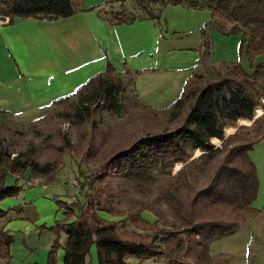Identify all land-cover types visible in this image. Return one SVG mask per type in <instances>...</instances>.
Here are the masks:
<instances>
[{"label":"rangeland","instance_id":"374dc122","mask_svg":"<svg viewBox=\"0 0 264 264\" xmlns=\"http://www.w3.org/2000/svg\"><path fill=\"white\" fill-rule=\"evenodd\" d=\"M86 1L93 2V0ZM142 1H97L104 4L103 7L101 5L96 7L99 8L96 11L104 9L108 13L120 12L128 17L134 16L128 24L139 21L138 17L129 14L131 9L129 5L137 11L140 5L148 7L150 3H154L156 11L153 7L152 9L149 7V10L156 18L158 17L154 20L159 28L158 43L167 48L166 56L159 60L158 68L161 70L156 68L152 72L151 69L146 68L145 72L135 71L137 74L134 76L117 74L122 84L118 113H112L106 108L78 106L75 96L61 103L31 110L20 116L0 113L3 114L0 115V145L8 149L12 154L11 157L26 154L41 165L61 161L59 169L49 176H35L26 171L21 174H8L5 177V186H18L20 191L16 196L1 200L0 205L6 208L5 212L25 216L26 220L18 221L27 223L32 230L26 235L9 233L12 239L11 258L10 261H0V264L11 261L27 264L31 256L33 258L30 262L33 264H40L37 263L40 260L46 264L55 241L59 244L55 254V264H58V255L63 253L66 237L63 232L56 235L51 229H54L57 223H71L76 220L77 213L67 218L61 204L83 202L86 192L83 186L85 177H91L100 172L105 177L107 185L101 187L97 185L94 190L103 191L107 196L105 199L115 210L128 212L144 207L147 209L143 211L144 215L150 214L155 222L158 221V226L162 227L169 225L177 218L174 207L180 209L181 205L184 208L194 191L208 185L215 168L230 147L254 142L264 134L263 90L261 92L263 98L259 101L260 109L257 110L254 118L259 119L256 125L252 124L253 121L240 120L225 127L224 139L217 148H214L210 154L199 150L193 151L185 163L174 166L170 176L154 171L149 172L142 179L132 180L128 177L129 171L126 170L129 169V165L122 164L116 170L109 168L108 162L114 155L130 148L138 140L173 131L182 125L189 105L185 106L177 118H173L164 111L180 97L187 81L194 80L195 75L202 76V80L198 83V87H201L205 82L217 80L226 75L225 68L219 66L223 63H238L246 73L252 74L254 68L262 61L259 56L252 65H249L245 54L239 55V45L237 51L233 49V39L236 36H224L213 29L210 31L208 11H189L182 5L169 4L168 0H144L143 3ZM111 3L118 5L112 6ZM121 5H125L126 8ZM202 29L208 34L212 45V58L218 66L209 64L210 54L205 50L199 59L201 65L191 70L196 58L199 57ZM108 42L107 40L105 43L108 44ZM191 56L194 57L190 59ZM120 67L124 73L126 65L122 64V61L117 68L120 70ZM8 95L10 94L6 95L5 89L0 88V100L7 99L14 108L22 103L21 98L17 99ZM24 104L25 102L17 107L18 110L22 109ZM73 109H79L84 116L83 120L68 113L70 110L74 111ZM261 129L262 133L259 134L258 130ZM233 138L235 140L230 143ZM249 155L254 162L256 161L262 185L264 182L263 137L254 144ZM181 169H184V173L176 176ZM70 177L79 181V187L67 183ZM73 196L75 202L71 200ZM253 207L256 205L254 204ZM1 213L0 211V215ZM99 218L106 222L121 220V218L114 220L105 213H100ZM251 218L245 216L243 221ZM2 224L0 222V228ZM127 228L132 230L130 225H127ZM127 228L124 226L122 231H127ZM244 231L240 229L236 238L215 250L225 254L217 255L212 259L207 256L209 262L204 264H256L253 259L254 251L251 249L247 251L245 260L244 243L240 241V235L244 236ZM151 233V231H143L139 234L147 236ZM126 261H130V264L136 263L131 258H127ZM187 262L193 264L191 260ZM94 264H97L96 256ZM141 264L165 263L143 261Z\"/></svg>","mask_w":264,"mask_h":264},{"label":"trees","instance_id":"16d2710c","mask_svg":"<svg viewBox=\"0 0 264 264\" xmlns=\"http://www.w3.org/2000/svg\"><path fill=\"white\" fill-rule=\"evenodd\" d=\"M168 3L208 11V28L224 36L240 35L239 55L244 53L249 65L259 56H263V62L254 68L252 74L246 73L238 63H223L219 66L225 68L226 75L205 82L201 87H198L202 80L200 75L187 81L180 97L164 111L177 118L189 105L182 125L173 131L138 140L109 160L111 170H116L122 164L129 165L126 170L132 180L142 179L154 171L170 176L174 166L185 163L193 151L210 154L214 149L210 140L222 141L225 127L240 120L253 121L252 124L256 125L259 120L254 118L260 109L259 101L263 98L261 92L264 90V0H168ZM79 7L80 0H0V15L9 17L11 24L17 20L53 22L72 17ZM140 8L149 20L158 19L149 6L140 5ZM111 18L119 25L129 22L122 13L112 14ZM201 36V48L204 52H210L212 45L204 29L201 30ZM121 85L113 66L108 62L104 72L79 91L53 101L51 105L75 96L78 106L106 108L118 113ZM73 110L68 113L83 120L79 109ZM258 131L262 133V129ZM262 137L264 134L259 139ZM259 139L230 147L215 168L208 185L194 191L184 208L181 205L180 209L174 207L177 218L162 227L158 226V221L148 224L141 219L140 214L147 210L144 207L128 212L115 210L105 199L107 196L103 191L94 190L97 185H107L100 172L85 177L83 202L61 204L67 218L77 213L76 220L57 223L51 229L56 235L63 232L67 238L63 248L64 264H92V248L97 264H130L127 258L134 259L136 264L143 261L189 264L188 260L193 264L208 263L210 244L232 235L240 228L245 216L253 217L257 213L252 204L258 195L259 181L249 152ZM234 140H230V143ZM11 155L7 148L0 145V201L16 196L20 191L18 186H5L8 174L29 171L35 176H49L61 166V161L41 165L26 154ZM183 173L184 169H181L176 176ZM99 213L121 220L106 222L99 218ZM127 223L136 230L152 233L144 236L122 231ZM11 244V236L0 233V261H10ZM58 249L59 244L55 241L46 264H55Z\"/></svg>","mask_w":264,"mask_h":264},{"label":"crops","instance_id":"0c3cea01","mask_svg":"<svg viewBox=\"0 0 264 264\" xmlns=\"http://www.w3.org/2000/svg\"><path fill=\"white\" fill-rule=\"evenodd\" d=\"M97 1L80 0L79 11L67 19L53 22L17 20L12 24L0 26V88L5 89L6 95L10 94L8 96L21 98L22 103L17 107L22 106L25 102L23 108L18 110L7 99H1L0 113L20 116L31 110L51 105L53 101L69 97L91 79L104 72L108 62L114 66L116 74L123 76H134L137 74L135 71L145 72L146 68L151 69L152 72L156 68L161 70L158 68L159 60L166 56L167 48L158 43L159 28L156 22L149 20L140 6L135 11L129 5L131 8L129 14L138 17L139 21L128 24L131 18L134 19V16L128 17L124 14L125 20L129 22L119 25L111 16L120 12L108 13L104 9L96 11L99 9L96 7L100 5L103 7L104 4ZM113 4L111 3L112 6ZM117 5L114 4V6ZM121 7L126 8L125 5H121ZM149 7L150 9L153 7L156 11L154 3H150ZM183 8L189 11H198L185 6ZM209 30L212 29L209 28ZM239 38L241 39L240 35L233 39V49L236 51L240 43ZM107 40L108 44L105 43ZM209 54V64L218 66L213 61L212 51ZM202 55L203 49L199 48V57L196 58L191 70L197 69L201 65L199 59ZM193 57L191 56L190 59ZM260 57L263 62V56ZM121 61L126 65L124 73L121 71V67L120 70L118 69ZM251 160L255 164L259 181L258 195L252 204V208L257 213L250 220L243 221L241 227L232 235L210 244L207 256L211 259L217 255L225 254L215 250L236 238L238 231L242 229L245 231L244 236L240 235V241L244 243L245 260L247 251L251 249L254 251L253 259L256 264L264 263V182L261 185L262 180L258 166L256 161L254 162L252 158ZM46 184L47 180L44 181L45 186ZM74 198L73 196L71 200L75 202ZM254 204L256 207H253ZM0 211L2 212L0 222L3 223L0 233L30 234L31 227L25 222L18 221L26 220L25 216L5 212L6 208L3 205H0ZM144 213L140 214L143 221L150 224L155 223L150 214L145 216ZM127 225H130L132 230H128ZM125 226L128 232L138 234L141 232L129 223ZM66 243L67 238L65 245ZM48 246L49 244L45 250ZM32 258L33 256L29 258L27 264H33L30 262ZM94 258L95 251L92 248L91 263L93 264ZM58 261V264H64V252L59 253ZM43 262L40 260L37 263L43 264ZM6 264L17 263L11 261Z\"/></svg>","mask_w":264,"mask_h":264},{"label":"built area","instance_id":"2783aa9c","mask_svg":"<svg viewBox=\"0 0 264 264\" xmlns=\"http://www.w3.org/2000/svg\"><path fill=\"white\" fill-rule=\"evenodd\" d=\"M9 24H11L10 18L4 15H0V26H6ZM221 142L222 141L217 140V139L210 140V143L212 144L213 148H217L221 144ZM67 183L71 184L74 187H79V181L74 177L68 178Z\"/></svg>","mask_w":264,"mask_h":264}]
</instances>
